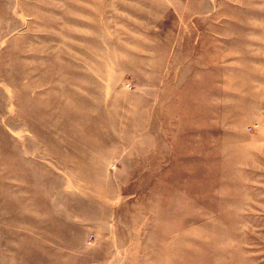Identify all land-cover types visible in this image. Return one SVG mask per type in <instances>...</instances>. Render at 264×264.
<instances>
[{"label": "rangeland", "instance_id": "obj_1", "mask_svg": "<svg viewBox=\"0 0 264 264\" xmlns=\"http://www.w3.org/2000/svg\"><path fill=\"white\" fill-rule=\"evenodd\" d=\"M0 264H264V0H0Z\"/></svg>", "mask_w": 264, "mask_h": 264}, {"label": "bare ground", "instance_id": "obj_2", "mask_svg": "<svg viewBox=\"0 0 264 264\" xmlns=\"http://www.w3.org/2000/svg\"><path fill=\"white\" fill-rule=\"evenodd\" d=\"M63 89H61V91H62ZM63 92V91H62ZM77 103H80V99H78L77 100ZM76 103V104H77ZM82 103V102H81ZM85 104V102L82 104V105H74V106H77V107H79V109H80V113H79V115L81 116V117H83L84 119H88L87 118V115H85V112L87 111V109L88 110H90V108H91V106L90 105H84ZM73 109V105H64V106H62L61 108H60V110H61V113H62V115L64 116V118H66L69 114H72V113H70L69 112V110H72ZM73 115V114H72ZM78 115V114H77ZM87 121V120H86ZM98 131V130H97ZM98 133H100V134H103V132H101V131H98Z\"/></svg>", "mask_w": 264, "mask_h": 264}, {"label": "built area", "instance_id": "obj_3", "mask_svg": "<svg viewBox=\"0 0 264 264\" xmlns=\"http://www.w3.org/2000/svg\"><path fill=\"white\" fill-rule=\"evenodd\" d=\"M91 237H92V236H91V235H89V236H88V239L90 240V239H91Z\"/></svg>", "mask_w": 264, "mask_h": 264}]
</instances>
